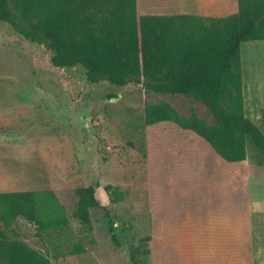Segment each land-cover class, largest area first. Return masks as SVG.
<instances>
[{
    "label": "rangeland",
    "instance_id": "1",
    "mask_svg": "<svg viewBox=\"0 0 264 264\" xmlns=\"http://www.w3.org/2000/svg\"><path fill=\"white\" fill-rule=\"evenodd\" d=\"M51 56L45 46L0 24V193H39L42 220L39 225L17 217L9 226L0 223V230L51 264H133L132 256L141 264H221L189 253L186 231L171 237V226H179L175 219L186 215L188 203L180 191L187 169L182 173L180 166L187 161L185 151L201 139L192 142L194 134L171 121L145 124L149 104L168 103L182 117L196 114L212 123L207 108L134 83L92 84L82 68L52 67ZM247 149L251 174L264 157L249 143ZM165 162L173 167L172 176L163 173ZM172 181L178 186L171 198L156 199L157 187ZM91 185L110 212L118 245L108 219L87 207L79 193ZM80 209L87 220L78 215ZM161 218L167 239L158 231ZM146 237L148 243L141 241ZM245 264L251 256L245 255Z\"/></svg>",
    "mask_w": 264,
    "mask_h": 264
},
{
    "label": "trees",
    "instance_id": "2",
    "mask_svg": "<svg viewBox=\"0 0 264 264\" xmlns=\"http://www.w3.org/2000/svg\"><path fill=\"white\" fill-rule=\"evenodd\" d=\"M1 23L50 50L54 68H82L92 84L123 88L134 83L146 92L183 95L203 104L213 119L182 117L168 103L149 104L146 125L174 122L227 162L247 160L248 143L264 157V133L245 116L240 57L243 42L264 40V0H239V12L222 19L140 16L138 0H0ZM95 192L92 185L79 191L87 207L108 219L118 245L110 212ZM84 211L78 215L87 220ZM17 217L42 224L39 193H0V223L9 226ZM0 264L51 263L0 230Z\"/></svg>",
    "mask_w": 264,
    "mask_h": 264
},
{
    "label": "crops",
    "instance_id": "3",
    "mask_svg": "<svg viewBox=\"0 0 264 264\" xmlns=\"http://www.w3.org/2000/svg\"><path fill=\"white\" fill-rule=\"evenodd\" d=\"M138 12L140 16L222 19L239 12V0H138ZM240 57L245 116L264 133V40L243 42ZM191 132L192 142L201 139L200 149L193 145L185 151L187 161L180 166L182 173L187 169L180 191L187 194L188 203L186 215L175 219L179 226H171V237L186 231L189 253L212 256L221 264H245V255L251 256V264H264V161L253 166L251 175L249 155L242 162H227ZM165 164L163 173L172 176L173 167ZM177 186L173 181L163 183L157 187L156 199L160 194L171 198ZM157 213L160 216L158 205ZM163 219H157L158 231L167 239L160 225Z\"/></svg>",
    "mask_w": 264,
    "mask_h": 264
},
{
    "label": "water",
    "instance_id": "4",
    "mask_svg": "<svg viewBox=\"0 0 264 264\" xmlns=\"http://www.w3.org/2000/svg\"><path fill=\"white\" fill-rule=\"evenodd\" d=\"M114 99V98H113Z\"/></svg>",
    "mask_w": 264,
    "mask_h": 264
}]
</instances>
